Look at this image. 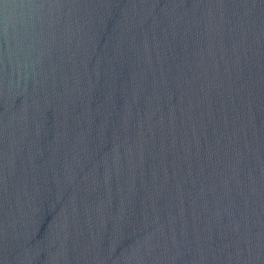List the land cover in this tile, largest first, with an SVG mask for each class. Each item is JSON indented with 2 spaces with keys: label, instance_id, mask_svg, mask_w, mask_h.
Masks as SVG:
<instances>
[{
  "label": "water",
  "instance_id": "95a60500",
  "mask_svg": "<svg viewBox=\"0 0 264 264\" xmlns=\"http://www.w3.org/2000/svg\"><path fill=\"white\" fill-rule=\"evenodd\" d=\"M0 264H264V0H0Z\"/></svg>",
  "mask_w": 264,
  "mask_h": 264
}]
</instances>
